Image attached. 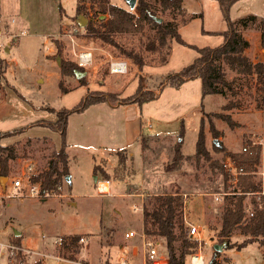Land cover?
<instances>
[{
  "label": "rangeland",
  "instance_id": "rangeland-1",
  "mask_svg": "<svg viewBox=\"0 0 264 264\" xmlns=\"http://www.w3.org/2000/svg\"><path fill=\"white\" fill-rule=\"evenodd\" d=\"M109 2L130 9L125 0ZM147 2L157 15L166 19L175 17L178 32L186 43L203 47L222 42L221 31L226 28V22L217 0H183L184 14L162 12L158 0ZM84 3L87 14L81 15L86 22L92 20L100 26L109 17L108 12L98 10L99 3ZM75 5L76 0H0V151L3 155L10 148L14 152V157L7 160L6 178L0 181V264H57L50 256L57 252L72 257L85 252L81 258L91 264H118L119 253L115 249L119 245L127 247L120 254L126 256L127 264H142L143 228L140 225L143 210L132 208L133 202L139 205L140 200L128 193L143 190V207H150L147 200L155 194H182V213L185 210L186 219L198 227L195 249L200 248L204 253L206 264L215 251L219 264H264V234L251 237L236 228L229 237L231 248L226 247L227 239L221 240L218 236L226 195L219 192L241 193L240 176L233 184L228 173L224 180L223 172L218 168L213 169L205 160L196 165L193 158L183 159L175 169L165 168L172 158L179 134L182 137L181 152L184 155L194 153L202 121L205 146L212 159L222 164L224 156L229 155L246 167L244 157L257 152L258 161L250 169L246 168L250 171L246 174L260 184L258 191H264L262 83L255 75L238 77L227 69V80L232 77L236 80L232 89H226L224 93L202 95L199 78L186 80L175 87L167 83L160 86L167 73L179 71L197 56L194 48L168 40V46L159 51L148 50L144 44L154 30L146 24L137 33L119 35L124 47L142 55L144 65L139 67L131 59L118 55L116 48L86 36L76 24ZM250 13L264 18V0H236L229 9L233 20ZM258 17L245 27L238 25V30L248 40L244 54L251 61L264 60ZM74 25L79 29L72 41L67 33ZM57 46L65 59L75 62L76 52L90 49L93 61L84 66L85 74L61 77ZM161 54L167 55L166 61L161 62ZM112 57L126 60L125 73L109 72ZM60 79L66 91L59 88ZM80 79L85 84H80ZM138 87L144 93L142 97L146 96L147 90L158 91L159 95L143 100L139 105L148 120L137 145L115 151L97 150L92 153L94 157L67 153L70 182L63 177L58 188L45 195L30 196L25 188H10L8 177L21 175L27 162L32 163L34 175L38 174L46 169L52 154L62 147L61 124L56 122V111L71 108L87 93L105 94L110 105H117L135 95ZM228 102L235 106L223 109ZM213 112L229 114L237 125L230 128L226 121L212 115ZM210 119L218 130L217 136L209 130ZM214 139L225 151L213 150ZM244 146L249 152L242 150ZM95 164L108 171L112 182L110 194H96L94 176H103L100 172L94 173ZM3 176L0 172V177ZM25 177H22L24 183ZM253 199L260 201L259 208L264 212V193L245 192L246 216L252 215ZM15 230L18 233H14ZM128 230H135L137 234L126 237L124 233ZM73 234L87 239L86 242L77 240L75 252L73 247L58 248L53 242L59 236L65 238ZM146 236L160 243V249L167 254L163 238ZM247 237L252 240L238 249L237 245ZM8 244L40 254L16 250L11 256ZM214 245L222 248L216 250Z\"/></svg>",
  "mask_w": 264,
  "mask_h": 264
},
{
  "label": "trees",
  "instance_id": "trees-1",
  "mask_svg": "<svg viewBox=\"0 0 264 264\" xmlns=\"http://www.w3.org/2000/svg\"><path fill=\"white\" fill-rule=\"evenodd\" d=\"M86 1H89L91 5L95 2L99 3L98 10L102 13L108 12L109 17H107L105 22L100 26H96L92 20H89L84 27L80 28L83 30V33L86 36L99 39L103 44H108L116 48L118 50V55L131 59L139 67L144 65L142 55L134 49L124 47L119 40V35L125 32L137 33L141 31L146 24L151 25L154 30V33L147 38L144 44L146 49L159 51L162 47L168 46V40H175L197 51V56L189 64L185 65L177 72L167 73L160 83V86L167 83L175 87L186 80L199 78L201 80L202 95L224 93L226 89H232V84L236 80V77L227 80L226 73L227 69H229L235 72L238 77L255 75L257 81L262 83L263 88L260 108L264 110V60L251 61L244 54V49L249 43L247 38L238 30L239 24L245 27L249 21H253L258 16L250 13L233 20L229 15V9L236 0H217L226 22V28L221 31L223 40L219 45L203 47H197L186 43L178 32V23L175 17L166 19L157 15L155 9H153L147 0H137L133 9H127L112 4L109 0H76L74 18L81 13L87 14V8L84 3ZM158 3L162 12L167 11L173 14H184L185 12L183 0H158ZM258 18L260 41L261 46L264 48V18ZM60 50L61 48L57 46V55L60 57L59 69L61 77L75 75V71H82L84 69L83 65L65 59L61 55ZM166 56V54L160 55L161 62L166 61ZM80 84H85V81L80 79ZM58 85L62 91H66L62 79L59 80ZM141 91V88L138 87L135 95L126 97L118 104L137 103L139 106L143 100L155 99L159 95L158 91L144 90L146 91V96L142 97L144 93ZM102 102L109 104L105 94L87 93L71 108H63L62 110L56 111V122L61 124L59 132L62 137L63 145L58 151L52 154L51 158H49L46 169L38 174L30 176L31 181H40L42 193L58 188L62 178L69 173L68 156L65 151V146L67 145L66 132L68 116L73 113L82 112L89 106ZM233 106H235L234 103L228 102L223 105V109H230ZM212 115L226 121L230 128L237 125V122L227 113L213 112ZM203 130V123L201 121L195 142V151L192 155H184L181 152L182 137L181 134H179L173 146L172 158L166 164L165 168L166 170L175 169L180 165L183 159L188 160L193 158L196 165L200 160H205L209 162V165L213 169L218 168L220 172H223V178L225 180L228 175L222 168L221 162L212 159L210 151L205 146ZM209 130L212 134L218 135V130L215 128L211 119L209 120ZM212 143L214 151H225V148L220 142L219 144L215 142ZM12 157H14L13 149L10 148L5 155L0 151V172L4 176L7 174L8 169L7 160ZM233 159L240 163L245 170H248L251 168L252 164L258 161V155L257 152H254L245 156L244 161L247 163L246 167L238 161V159ZM119 162L122 164L124 163L123 160ZM93 171L94 173L100 172L103 178L108 179V173L102 169L100 165L95 164ZM250 176V174L240 175L238 185L240 186L241 193L226 194L223 197L224 202L220 215L218 236L221 240L227 239V248L232 247L229 243V237L236 228H240L241 232L249 234L251 237L264 234V212L259 208L260 201L252 200V215L246 216L244 204L245 192L260 190V184L250 180ZM147 201L150 207L144 206L142 214L143 230L145 234L163 238L168 264H186L187 256L195 249L197 239L191 237L188 233L182 213V194L178 192L159 193L153 195ZM78 238L79 235L77 234L65 237L63 247L67 249L73 247L72 250L74 252L77 251L75 247L77 246ZM147 239L152 240L148 237ZM251 240L250 237L245 238L237 245L238 249L247 245ZM216 255L217 252L215 251L210 259L212 264H219L216 262Z\"/></svg>",
  "mask_w": 264,
  "mask_h": 264
},
{
  "label": "crops",
  "instance_id": "crops-1",
  "mask_svg": "<svg viewBox=\"0 0 264 264\" xmlns=\"http://www.w3.org/2000/svg\"><path fill=\"white\" fill-rule=\"evenodd\" d=\"M146 120H148L147 116L142 114L137 103L110 105L102 102L93 104L82 112L73 113L68 116L66 152L68 155H70L71 152H76L78 154H90L94 157L92 153L97 150L115 151L116 149L137 145L140 135L144 133L143 127ZM99 175L97 174L96 179L94 178L96 194H98L97 181L104 179L100 178ZM107 180L108 184L104 187V190L108 191V194H110L112 182L110 178ZM128 194L138 196L140 200L139 204H143V196L145 195L144 190ZM183 215L184 221L189 222L186 219L185 210ZM140 226L143 228L142 216ZM128 231H125V233ZM126 249V245H119V247L115 249L116 253H119L116 260L117 263L121 258L126 257L124 254L120 255L121 252ZM82 255L84 256L85 252H82ZM107 260L112 261L111 258Z\"/></svg>",
  "mask_w": 264,
  "mask_h": 264
},
{
  "label": "built area",
  "instance_id": "built-area-1",
  "mask_svg": "<svg viewBox=\"0 0 264 264\" xmlns=\"http://www.w3.org/2000/svg\"><path fill=\"white\" fill-rule=\"evenodd\" d=\"M78 25H74L71 27V30L67 33V35L70 37L72 41H74L75 36L78 34ZM24 31H21V34H23ZM1 35V31H0ZM76 56V62L80 65L86 66L92 63L93 61V55L92 51L88 48L82 49L75 53ZM127 71V62L123 58L119 57H112L109 61V72L112 74L120 75ZM242 150H247V147L244 146ZM222 166L226 173L229 174V178L231 179V182L233 184H236L238 178L242 174H246L250 171H246L245 168L238 163L236 160H234L231 156L226 155L224 156L222 160ZM21 175L8 177L9 186L12 189H24L27 190L28 194L30 196H37L45 195L48 193V191L42 193L41 192V184L40 181H31L30 176L34 175L33 172V166L31 162H27L24 166V168L21 170ZM27 178V181L24 183L22 180V177ZM101 183H103L101 185ZM105 183V184H104ZM108 184L107 179H102L97 181V189L98 194L104 195L108 194V191L104 190V187ZM257 194L264 193V191H256ZM236 193L235 191L231 192H219V194H232ZM217 198V196H216ZM133 209H139L143 210V204H132ZM187 230L191 237L195 238V235L199 233L198 227L196 224L188 222L187 224ZM137 234V231L130 230L125 233L126 237H132ZM64 238L59 236L54 239V243L58 248H63ZM141 240H142V246H143V258H142V264H168V257L167 254L163 253L160 249L159 245L160 243L152 240H148L146 238V234L143 230L141 232ZM79 242H86L87 239L83 236H79L78 238ZM4 245V244H2ZM8 250L10 251L11 256L16 254V250H22V252L29 254L31 252L33 253H39L34 250H30L29 248L23 249L13 244L7 245ZM40 254V253H39ZM41 256L43 254L41 253ZM53 259H55L57 264H91L87 262L86 260L82 259L81 256L78 257H71L69 255H65L63 253L57 252L55 254L50 255ZM128 260L127 258H121L118 264H127ZM186 264H206V259L204 253L201 251L200 248L194 249L192 252H190L187 256Z\"/></svg>",
  "mask_w": 264,
  "mask_h": 264
},
{
  "label": "water",
  "instance_id": "water-1",
  "mask_svg": "<svg viewBox=\"0 0 264 264\" xmlns=\"http://www.w3.org/2000/svg\"><path fill=\"white\" fill-rule=\"evenodd\" d=\"M125 1L128 4V6H129L130 9H133L134 8V6L136 4V0H125ZM76 23L79 25V27H84L87 22H86L85 17H83L81 14H79L77 16ZM57 59H58L57 61L59 62V58H57ZM82 74H85V71H75L76 77H80V75H82ZM213 142L219 144V142H218L217 139H214ZM2 178H6V177L5 176L1 177V181H2ZM94 178L96 179V175L94 176ZM64 179L66 181L70 182V175L69 174H66L65 177H64ZM14 233H18V231L15 230ZM214 248L216 250H218V249H221L222 246L221 245H214ZM207 264H212L211 260H209Z\"/></svg>",
  "mask_w": 264,
  "mask_h": 264
},
{
  "label": "bare ground",
  "instance_id": "bare-ground-1",
  "mask_svg": "<svg viewBox=\"0 0 264 264\" xmlns=\"http://www.w3.org/2000/svg\"><path fill=\"white\" fill-rule=\"evenodd\" d=\"M103 183H101V185H102ZM105 184V183H104Z\"/></svg>",
  "mask_w": 264,
  "mask_h": 264
}]
</instances>
